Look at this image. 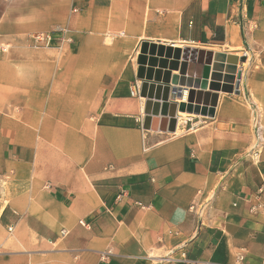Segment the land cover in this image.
<instances>
[{"label": "crops", "instance_id": "obj_1", "mask_svg": "<svg viewBox=\"0 0 264 264\" xmlns=\"http://www.w3.org/2000/svg\"><path fill=\"white\" fill-rule=\"evenodd\" d=\"M0 36V264H264V0H11ZM152 44L244 56L238 93L197 87L212 116L144 129L141 85L168 72L140 63Z\"/></svg>", "mask_w": 264, "mask_h": 264}, {"label": "water", "instance_id": "obj_2", "mask_svg": "<svg viewBox=\"0 0 264 264\" xmlns=\"http://www.w3.org/2000/svg\"><path fill=\"white\" fill-rule=\"evenodd\" d=\"M141 52L144 53L146 43H143ZM154 44L150 45L148 51L149 58L143 59L140 63L147 64L149 73L152 72V67L158 63V68L166 67L168 72H164L163 77H153L155 82L162 84H148L143 82L139 90L141 97H146L148 100L144 105V118L142 127L151 130H167L169 132L175 131L177 116L176 111L192 113L196 115L212 116L216 104L217 94L211 95V100L206 102L202 98V92H195V88L209 89L213 91L238 93V82L240 78V70L237 68L238 62L245 60L244 56H236L232 54H225L222 52H212L209 50L196 49L190 47L184 48H171L166 47L165 53L162 51V46H158L157 51H154ZM157 52V57L164 54L165 58H171L169 62L160 60L157 62L153 55ZM201 64L200 79L195 75V79L191 75H186L187 68L193 65ZM178 70V75L171 76L170 70ZM210 69L212 72L210 73ZM158 72V71H157ZM223 72V74L221 73ZM152 78L149 74L145 76V80ZM208 79L210 80L208 82ZM221 82V83H220ZM168 83L172 85L192 87L187 91L185 102L178 104L169 103V93L173 94L176 98H180L182 91L180 88H170ZM161 90V91H160Z\"/></svg>", "mask_w": 264, "mask_h": 264}, {"label": "built area", "instance_id": "obj_3", "mask_svg": "<svg viewBox=\"0 0 264 264\" xmlns=\"http://www.w3.org/2000/svg\"><path fill=\"white\" fill-rule=\"evenodd\" d=\"M27 41L29 45L33 48L50 47L53 44L57 45V47L59 48L62 44L66 42H71V38L67 37L65 30L58 29V30H52V31L33 32L29 34ZM2 50L6 51V48L3 47ZM130 94L132 96L137 95V91L135 87L130 88ZM252 127H253V138H254V143L252 146V155L257 158L264 145L263 137H262V127L260 123V116H259L257 109L252 119ZM262 192H263V187H260L258 189V193L256 197L259 198ZM257 207H259L261 211L264 212V202L259 203ZM7 230L8 232H11L12 226H9ZM66 233L67 232L64 229L60 231L61 236H64ZM239 259H242V258L239 257Z\"/></svg>", "mask_w": 264, "mask_h": 264}, {"label": "rangeland", "instance_id": "obj_4", "mask_svg": "<svg viewBox=\"0 0 264 264\" xmlns=\"http://www.w3.org/2000/svg\"><path fill=\"white\" fill-rule=\"evenodd\" d=\"M11 3V0H0V20L2 18V15H3V11L4 9ZM31 34V33H30ZM29 36V35H28ZM27 36V38H28ZM0 38H2L0 36ZM28 43V42H27ZM29 45V43H28ZM30 46V45H29ZM5 47L6 48V53L3 54V50L2 48ZM13 48L12 45L10 44V42H5L3 40H0V59H3L6 54L9 55L10 53V49ZM33 48V47H32ZM8 231V230H7ZM7 234V233H6ZM8 235V234H7ZM11 254H18V252L16 251H12V250H3L2 248H0V258H3L4 256H8V255H11ZM13 256V255H11Z\"/></svg>", "mask_w": 264, "mask_h": 264}]
</instances>
